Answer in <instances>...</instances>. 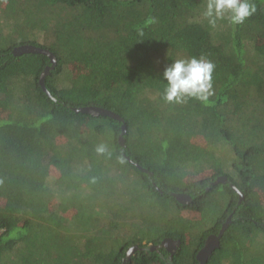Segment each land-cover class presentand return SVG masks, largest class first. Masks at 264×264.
Instances as JSON below:
<instances>
[{
	"label": "trees",
	"instance_id": "16d2710c",
	"mask_svg": "<svg viewBox=\"0 0 264 264\" xmlns=\"http://www.w3.org/2000/svg\"><path fill=\"white\" fill-rule=\"evenodd\" d=\"M39 2L53 17L36 43L56 57L51 96L38 83L48 57L0 49V264H122L167 237L180 240L173 264H198L229 215L206 264H264V0L244 24L215 27L207 0ZM192 57L215 64L213 94L165 100V69ZM89 105L123 118L124 147L120 121L72 110ZM55 244L66 254L44 255ZM168 257L142 249L124 264Z\"/></svg>",
	"mask_w": 264,
	"mask_h": 264
},
{
	"label": "clouds",
	"instance_id": "9594fccd",
	"mask_svg": "<svg viewBox=\"0 0 264 264\" xmlns=\"http://www.w3.org/2000/svg\"><path fill=\"white\" fill-rule=\"evenodd\" d=\"M256 11L254 0H207L202 15L213 27L221 20L238 26L244 24ZM214 71L215 64L205 58L176 60L163 73L167 81L164 99L179 103L186 98H196L207 102L213 94ZM97 151L104 153L106 147L100 145Z\"/></svg>",
	"mask_w": 264,
	"mask_h": 264
},
{
	"label": "water",
	"instance_id": "95a60500",
	"mask_svg": "<svg viewBox=\"0 0 264 264\" xmlns=\"http://www.w3.org/2000/svg\"><path fill=\"white\" fill-rule=\"evenodd\" d=\"M12 54L14 56H19L22 54H28V53H38L42 54L46 57H48L50 64L45 66L42 72L40 73L38 77V83L41 87V89L45 92L46 95L51 96L49 90L45 86V77L50 73V70H52L56 65V57L55 55L47 48H43L40 46H36L33 44H22L15 46L11 50ZM72 110L75 112L80 113H86L91 116H108L110 118H113L115 120H118L121 122V130L118 134V143L120 146L124 147V135L126 133V124L123 121V118L116 112L98 107V106H80V107H72ZM123 156L128 159L131 163H133L137 168H139L141 171L151 174L150 171H148L146 168H143L138 163L131 161L123 152ZM228 183L236 192L239 194V200L242 198L241 192L225 177V176H219L217 177L212 184L217 183ZM171 196H173L179 203L181 204H187L191 202L192 198L187 193L182 192H169ZM231 215L227 217V219L222 223L219 231L217 234H210L207 236L204 245L199 249V251L196 254V258L198 260V264H206L207 259L212 254V252L219 247L220 238L223 235L224 231L228 227L230 223ZM180 245V240L178 239H172V238H164L159 244H149L146 247H139L137 244L130 246L127 248L125 252V256L122 260V264H124L131 255L137 251L142 249H149V250H155L159 248H164L169 253L168 257V263L167 264H173L171 262V257L175 253L177 247Z\"/></svg>",
	"mask_w": 264,
	"mask_h": 264
},
{
	"label": "rangeland",
	"instance_id": "374dc122",
	"mask_svg": "<svg viewBox=\"0 0 264 264\" xmlns=\"http://www.w3.org/2000/svg\"><path fill=\"white\" fill-rule=\"evenodd\" d=\"M0 5V49L11 47L14 43H20L15 46L22 44L36 45V43L37 45L47 44L46 41H49L50 36L48 33L51 19H53L47 4L43 5L39 0L37 3L32 0L21 2L20 0H13L11 6L4 7V3ZM47 25L49 27L48 31L45 30ZM207 172L209 171L207 170ZM219 208L213 206L212 212L207 219H212ZM183 213L187 217L189 211L187 210ZM190 213L191 215H196V213ZM59 242L64 243L61 240L56 241L57 244ZM52 254L65 255L66 253L62 248H57L55 244V247L44 253V255L48 256H52Z\"/></svg>",
	"mask_w": 264,
	"mask_h": 264
}]
</instances>
